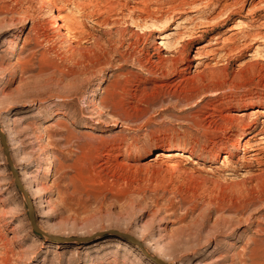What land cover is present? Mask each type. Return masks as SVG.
<instances>
[{"label":"rangeland","instance_id":"374dc122","mask_svg":"<svg viewBox=\"0 0 264 264\" xmlns=\"http://www.w3.org/2000/svg\"><path fill=\"white\" fill-rule=\"evenodd\" d=\"M48 1L0 0V130L41 231L0 141V264H264V158L225 118L264 108V0Z\"/></svg>","mask_w":264,"mask_h":264},{"label":"bare ground","instance_id":"6f19581e","mask_svg":"<svg viewBox=\"0 0 264 264\" xmlns=\"http://www.w3.org/2000/svg\"><path fill=\"white\" fill-rule=\"evenodd\" d=\"M42 3H47L49 2L48 0H41ZM187 5V4H186ZM51 12H53L54 14V19L51 21V25L52 27L57 31V33H60L63 37L69 39V37L71 38V34L69 32H67V30H65L63 24L61 23V20H62V15L61 13H59L57 10H55L54 8H51ZM52 15V16H53ZM229 32H234V29H231ZM184 34V33H183ZM183 36V35H182ZM198 36V35H197ZM198 38V37H197ZM72 39V38H71ZM161 40H165L166 38H160ZM199 39V38H198ZM178 43V41H176ZM180 42V41H179ZM179 48L177 47V50L178 49H184V46L181 45L182 42L179 43ZM176 45V44H175ZM16 47V46H15ZM186 51V50H185ZM197 56H198V52L196 53ZM198 57H194L192 59L193 62H196L198 61ZM200 65L197 66V68L199 67ZM186 72L185 69H182L180 71V75L184 74ZM189 74H192V71L188 72ZM188 77V76H187ZM183 78V77H182ZM185 78V77H184ZM195 77L189 75L188 78H186V80H194ZM252 107L253 105H246L244 106V108L240 109L239 112L240 114L238 115H233V116H226L225 118H228V119H236V120H242L243 122H245L244 120L245 119H249L250 121L247 122V124L245 125L244 127V131L239 135L238 137V140H237V143L235 144L234 143V147H235V152L237 153V155H239L240 153H243L244 155L247 156L248 160H249V164H251L250 160L252 161H259L261 160L260 158H264V150L262 149V145L264 144V133H257L259 132L258 131V126H259V118L260 117H264V108H258V109H255L254 110V113H250L251 110H252ZM236 112V111H235ZM226 114V113H224ZM234 114V113H233ZM217 116V115H216ZM223 117V119H225ZM227 119V120H228ZM226 120V119H225ZM228 122V121H227ZM264 131V130H263ZM4 133L0 131V139L2 141V139H4L3 137ZM233 136V135H231ZM235 137V136H234ZM237 139V138H236ZM5 141V140H4ZM4 149V154L7 158V162L8 164L11 166V170H12V174L15 178V183L21 188V190H23L22 188V180L19 181L18 180V176H17V173H16V170L14 169V167L12 166V159H11V156H9V154L7 153V149L3 148ZM7 153V155H6ZM175 156H178L179 158L183 159L186 163L185 164H189L191 162H194V159L192 158V156L190 154H186L184 152H177V153H170L168 154L167 158H173ZM238 157V156H237ZM230 158L229 154L227 155H224V161L225 160H228ZM243 160V159H242ZM226 163V162H225ZM260 163V161H259ZM181 164V163H180ZM262 164V163H261ZM52 166V165H51ZM263 172V171H262ZM264 174V172L262 173ZM260 175V174H259ZM264 176V175H263ZM249 177V176H248ZM256 185V184H255ZM259 187V188H258ZM256 188V187H255ZM258 189H261L263 192H264V177L258 181V186H257ZM25 190V188H24ZM260 190V191H261ZM24 192V191H23ZM262 192V193H263ZM260 193V192H259ZM24 194V193H23ZM28 194V193H27ZM260 195V194H259ZM264 195V194H263ZM29 196V195H28ZM24 197H25V194H24ZM26 200V198H25ZM31 201V200H30ZM259 201V200H258ZM27 203V206H28V210H29V216H30V220H31V224H32V227L34 228V225L35 224V221H34V216H33V209H32V203L28 204ZM33 217V218H32ZM37 227V225H36ZM38 228V227H37ZM133 238V237H131ZM141 249L143 250V253L145 255H148L147 251L141 247Z\"/></svg>","mask_w":264,"mask_h":264},{"label":"water","instance_id":"95a60500","mask_svg":"<svg viewBox=\"0 0 264 264\" xmlns=\"http://www.w3.org/2000/svg\"><path fill=\"white\" fill-rule=\"evenodd\" d=\"M1 131V130H0ZM3 137H4V139H2V141H1V139H0V141H1V143H2V146H3V148H5V149H7V153L9 154V152H8V147H7V144H6V138H5V136L3 135ZM5 140V141H4ZM7 153H6V155H7ZM9 156H10V154H9ZM10 166V165H9ZM12 166H13V162H12ZM14 167V166H13ZM10 169H11V166H10ZM15 169V168H14ZM16 170V169H15ZM12 171V170H11ZM16 173H17V176H18V180L19 181H21L20 180V177H19V175H18V172H17V170H16ZM22 184V183H21ZM17 185V184H16ZM18 186V185H17ZM18 188L21 190V188L18 186ZM22 188H23V190H21V192L22 193H24L25 194V198H26V202H28V204L30 203L31 204V201H30V198H29V196H28V194H27V192L24 190V187H23V185H22ZM24 191V192H23ZM23 194V195H24ZM32 209H33V207H32ZM33 211V210H32ZM33 216H34V213H33ZM33 218V217H32ZM34 221H35V218H34ZM35 224H36V222H35ZM34 229L37 231V232H41L37 227H36V225H34ZM123 237H125L126 239H128L130 242H132L133 244H135V245H137V246H139V247H142V245L137 241V240H135L134 238H131L130 236H126V235H123ZM152 260H154V262H156V263H158V264H164V263H162V262H160V261H157V260H155V259H152Z\"/></svg>","mask_w":264,"mask_h":264}]
</instances>
